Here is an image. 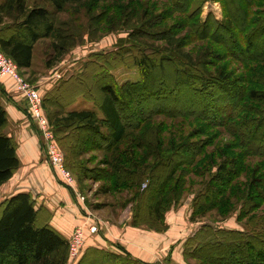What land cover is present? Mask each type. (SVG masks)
<instances>
[{
	"label": "rangeland",
	"instance_id": "374dc122",
	"mask_svg": "<svg viewBox=\"0 0 264 264\" xmlns=\"http://www.w3.org/2000/svg\"><path fill=\"white\" fill-rule=\"evenodd\" d=\"M8 1L0 0V17L4 21L0 29L18 21L16 13L6 8ZM26 1L29 6L44 5L51 10L56 27H59L61 34L66 39H70L73 45L49 68L46 62L56 60L57 57L51 45L55 38H43L34 49L32 67L24 75L19 70V74L29 83L39 86L44 96L46 92L44 94L42 90L46 86L43 88L40 86L44 84L41 83L44 81L42 77L48 75V78L54 74L56 81L53 84L61 81L59 89L47 101V107L53 118L58 115V112L65 113L73 108L95 109L99 114L100 111L95 102L101 101L103 98L104 93L101 87L109 83L117 87L127 86L129 83L145 80L137 62L143 55H148L147 53L160 58L167 55L172 57L171 62L165 61L164 68L159 67L153 71L154 77L151 79L159 82L161 75H167L170 87L180 75L189 78L192 74L200 73L201 70L196 68H192L194 69L192 70L188 65L196 63L199 68H203L207 72L206 74H212L209 75L212 83H214V77L226 75L230 81L246 84L249 88L264 89V84L245 81L251 71L238 58L239 48L234 47L233 43V40L237 39L241 47H247L250 34H254L259 27V24H254V20H257L254 10L261 5H251L249 4L250 0H122L102 2L98 5L81 2L67 4L61 11H57L46 0ZM226 22L231 24V33L224 32L223 23ZM9 29L12 30V28ZM176 43L181 45L178 52L186 58L187 63L173 59V53L177 52ZM248 65L264 70V61L249 62ZM187 84L188 87H191L189 85L191 82ZM209 89H214V87L210 86ZM209 89L207 87V89L198 92L204 96L206 95L205 91ZM189 90L190 88L187 90L183 88L180 91L181 96L185 99L188 98L191 93ZM222 94V92H216L214 98L209 96L207 97L209 101L204 103L208 106L212 105L213 100ZM243 103L252 104L253 107L259 109L264 108V102L252 101L248 98ZM63 106H66L65 110H62ZM210 109L213 108H208V110ZM208 110L205 112L206 116L210 113ZM45 111L48 114V110L43 107V112L47 116ZM149 119V122L141 126L142 130L138 131L144 132L145 139L142 145L143 150L137 151L149 149L154 152L158 149L162 153L170 147L173 141L176 144L186 141L200 144L201 140L206 141L204 151L195 157L194 163L184 164L179 170L185 188L179 203L164 213L167 228L168 225L175 229L185 227L187 229H183L184 233L189 235L196 230L195 228L199 229L203 224H211L217 228L257 233V229L263 227L261 222L264 221V198L259 202L257 208L250 209V212L249 210L245 211L250 208L248 205L245 209L242 205L247 194H250L260 184L259 178H264V157L255 155L243 157L244 169L226 194L222 196L224 198L221 205L206 213L193 215L194 201L197 195L205 190L218 165L227 158L233 159L238 151L242 150L237 144L235 135L226 127L219 125L218 122L210 123L204 119L182 117L171 114L162 108ZM101 131L107 135L109 129L103 127ZM70 132V142L74 141L79 150L78 156L75 157L78 159V167H67L66 164L64 166L71 175L74 187L68 186L61 180L56 169L48 160L42 137H39L43 155L56 177L71 191L73 190L77 197L79 195L86 209L81 217V224L77 226L87 232L85 247L75 258H72L69 253L67 264H78L82 257L92 253L93 249L89 250V248H98L92 245L100 244L96 238H93L100 230L93 233L89 230V226L96 222L100 221V228L104 226L106 230L112 228V225L121 227L129 223L128 225L131 226L158 231L148 227V225L154 224L153 213L150 211L152 201L148 200L149 193L146 192L148 180L138 188L110 189L107 176L111 166L103 161L108 158L107 156L111 152L107 153L103 149V141L96 137L94 130L82 123L72 125ZM53 135L56 140L54 130ZM158 141L161 144H157ZM99 145L100 148H97ZM126 147H130L129 140L121 144L120 150L122 151ZM57 148L63 153L65 161L67 153L70 154L69 145L65 143L60 146L57 142ZM137 151L135 150L136 156L138 155ZM154 159L151 158L149 163L154 162ZM161 172L165 173V170ZM7 187L8 185L0 187V203L8 198ZM137 191L144 192L145 199L141 198V203L138 204L140 217L137 219L140 220V223L133 225V207L135 205L133 199ZM254 193L252 194L253 199L258 202ZM228 200L232 202L229 205L226 203ZM43 219L41 214L40 222H43ZM99 249L105 250L104 248ZM105 251L110 250L106 249ZM110 252L121 256L117 261L119 264H140L130 262V257L126 253ZM175 258L180 259L177 256ZM180 262L182 264H205L199 258L186 257L184 253Z\"/></svg>",
	"mask_w": 264,
	"mask_h": 264
},
{
	"label": "trees",
	"instance_id": "16d2710c",
	"mask_svg": "<svg viewBox=\"0 0 264 264\" xmlns=\"http://www.w3.org/2000/svg\"><path fill=\"white\" fill-rule=\"evenodd\" d=\"M46 1L57 11H61L67 4L90 2L92 5H98L102 2L122 0ZM249 4L261 5L254 10L257 18L254 24H259V27L254 34H250L247 47H241L237 39H234L233 43L234 47L239 48L238 58L251 71L245 81L264 84V70L248 65L249 62L264 61V0H250ZM6 8L16 13L18 21L0 29V48L16 62L22 75L32 67L34 48L41 39L55 38L51 45L57 57L56 60L46 62L49 68L73 46L70 39H66L59 27H56L53 12L46 6H29L26 0H9ZM3 22L0 17V26ZM223 29L226 33L232 32L229 22L223 23ZM175 45L177 52L173 53V59L187 63L186 58L178 52L181 45L179 43ZM147 54L137 62L145 80L129 83L127 86L117 87L109 83L101 87L103 98L95 102L101 116L95 109H71L65 113L60 111L53 118L47 107V101L59 89L61 81L50 88L45 96L43 95V107L48 110V114L45 112L59 145L65 143L69 145L70 154L67 153L65 156L67 167H78V159L75 157L78 156L79 150L74 141L70 142V128L74 124L82 123L93 129L96 137L103 141V149L107 153L111 152L103 161L111 166L107 176L110 189L138 188L148 180L146 192L149 193L148 200L152 201L150 211L154 219V224L148 227L163 231L167 228L165 211L176 206L184 192L185 185L179 170L184 164L194 163L195 157L204 151L206 141L201 140L200 144H192L188 141L176 144L173 141L162 153L158 149L154 152L149 149L137 151L143 150L145 139L144 132H138L142 130L141 126L149 122V118L162 108L182 117L204 119L210 123L218 122L235 135L242 151H238L233 159L227 158L218 165L211 181L194 201L193 215L203 214L221 205L224 198L222 196L244 169L243 157L253 155L264 157V108L259 109L252 104L243 103L247 98L264 102V89L249 88L246 84L230 81L226 75L212 78L214 81L212 83L209 76L212 74H206L207 72L199 68L196 63L188 65L191 69L201 70L200 73L192 74L189 78L179 74L180 76L170 87L167 75H161L159 82L151 79L154 77L153 71L159 67L164 68L165 61L171 62L172 57L167 55L160 58ZM188 82H191L189 84L191 87H188ZM210 86L214 89H209ZM182 87L186 90L190 88V96L186 99L180 94ZM207 87L209 90L205 91L206 95L203 96L198 92ZM3 92L4 89L0 84V95ZM216 92L223 94L215 98L212 105H206L204 102L209 101L207 97L214 98ZM65 108L66 106H63L62 110ZM208 108L213 109L208 110ZM207 110L210 112L208 116L205 115ZM7 123V111L0 101V186L14 175L21 164L14 138L3 132ZM103 127L109 129L107 135L101 131ZM127 140L130 141V147L121 151V144ZM157 144H161L160 141ZM97 148H100V145ZM135 150L138 152L137 156ZM151 158H155L154 162L149 163ZM163 170L165 173L161 172ZM259 181L260 184L253 190L251 188L252 192L247 194L242 205L244 209L246 205L250 207L245 209L246 212L256 209L264 198V178H259ZM253 192L258 202L253 199ZM141 198L145 199V193L135 192L133 225L140 223L137 218L140 217L138 204L141 203ZM226 203L229 205L232 202L228 200ZM0 208V264L68 263V239L49 223L40 222V210L36 207V200L30 192H18L6 198L0 203ZM261 223L263 227L257 229V233L203 224L185 239L183 253L186 257L199 258L205 264H264V221ZM90 249H93L92 253L82 257L78 264H119L117 261L121 258L120 255L99 248ZM129 260L142 264L130 258Z\"/></svg>",
	"mask_w": 264,
	"mask_h": 264
},
{
	"label": "crops",
	"instance_id": "0c3cea01",
	"mask_svg": "<svg viewBox=\"0 0 264 264\" xmlns=\"http://www.w3.org/2000/svg\"><path fill=\"white\" fill-rule=\"evenodd\" d=\"M37 45L38 43L34 49ZM47 76L42 77L44 81L41 83L44 84L40 85L42 88L46 86L42 90L44 93L50 90L56 81V75L52 74L48 78ZM0 84L4 89L0 101L8 117L3 132L14 138L21 162L14 175L0 187L8 185V197L19 191L30 192L36 200L40 216L43 215V222L52 225L68 239L81 224V217L86 209L73 190L58 180L44 157L37 125L30 115L26 99L17 89L16 81L6 76L0 79ZM37 87L39 88L38 85ZM128 224L121 227L112 225L109 230L102 226L99 233L93 236L100 244L92 246L126 253L131 259L142 264H182L179 261L183 258L184 241L198 229L195 228L189 235H185V227L175 229L168 225L164 231H155ZM176 256L180 259H176Z\"/></svg>",
	"mask_w": 264,
	"mask_h": 264
},
{
	"label": "built area",
	"instance_id": "2783aa9c",
	"mask_svg": "<svg viewBox=\"0 0 264 264\" xmlns=\"http://www.w3.org/2000/svg\"><path fill=\"white\" fill-rule=\"evenodd\" d=\"M6 76H10L16 81L18 91L28 103L30 115L37 125L43 144L46 147L49 162L54 166L61 180L68 186L74 187L71 175L64 166V155L57 148V141L54 138L52 126L48 117L43 112V94L41 90L36 84L29 83L19 74L16 62L0 48V79ZM78 199L82 203L79 195ZM99 224L100 221L90 225V232H98L100 230ZM86 233L85 229L77 227L71 235L69 239V253L72 258L79 256L85 247Z\"/></svg>",
	"mask_w": 264,
	"mask_h": 264
}]
</instances>
